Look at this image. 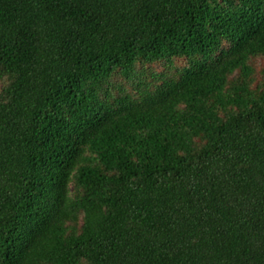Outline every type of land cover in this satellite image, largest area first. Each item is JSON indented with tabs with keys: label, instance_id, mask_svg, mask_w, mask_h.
<instances>
[{
	"label": "trees",
	"instance_id": "16d2710c",
	"mask_svg": "<svg viewBox=\"0 0 264 264\" xmlns=\"http://www.w3.org/2000/svg\"><path fill=\"white\" fill-rule=\"evenodd\" d=\"M0 264H264V0H0Z\"/></svg>",
	"mask_w": 264,
	"mask_h": 264
}]
</instances>
